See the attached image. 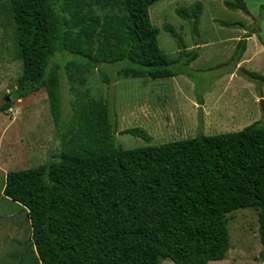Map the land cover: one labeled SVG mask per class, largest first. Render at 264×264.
<instances>
[{
  "label": "trees",
  "instance_id": "1",
  "mask_svg": "<svg viewBox=\"0 0 264 264\" xmlns=\"http://www.w3.org/2000/svg\"><path fill=\"white\" fill-rule=\"evenodd\" d=\"M8 1L21 61L14 97L45 88L57 131L60 83L51 62L58 53L71 56L76 70L97 68L107 83L101 65L123 78L158 79L176 75L172 64L198 56L179 40L175 59L159 48L149 17L158 0ZM200 13V3L189 12L177 9L194 32ZM249 36L238 40L236 61ZM242 75L264 85V75ZM10 107L8 101L0 110ZM73 119L78 140L56 160L5 175L2 193L27 210L29 246L40 264H158L163 258L208 264L225 258V216L239 208L255 209L264 250V124L125 149L116 142L106 100L81 103ZM121 132L145 137L138 128Z\"/></svg>",
  "mask_w": 264,
  "mask_h": 264
},
{
  "label": "rangeland",
  "instance_id": "2",
  "mask_svg": "<svg viewBox=\"0 0 264 264\" xmlns=\"http://www.w3.org/2000/svg\"><path fill=\"white\" fill-rule=\"evenodd\" d=\"M194 3L201 4L195 32L177 14V9L189 12ZM149 17L158 29V46L168 58H177L182 50L178 40L185 50L195 48L197 58L172 64L176 75L158 79L123 78L113 66L101 65L111 77L107 83L97 68L76 70V63L69 62L71 56L58 53L51 62L60 83L57 131L45 88L14 97L21 61L9 1L0 0V108L11 101L9 109L0 110V264H40L29 246L27 210L2 193L5 175L56 160L69 143L77 141L73 117L81 103L107 101L116 142L125 149L264 124V85L242 75L244 70L264 75V0H158L150 5ZM245 34L250 36L236 61V44ZM126 128L141 129L145 137L122 133ZM225 217L230 247L224 259L208 264H262L255 209L239 208ZM158 264L174 263L163 258Z\"/></svg>",
  "mask_w": 264,
  "mask_h": 264
},
{
  "label": "water",
  "instance_id": "3",
  "mask_svg": "<svg viewBox=\"0 0 264 264\" xmlns=\"http://www.w3.org/2000/svg\"><path fill=\"white\" fill-rule=\"evenodd\" d=\"M9 100L8 97H6V101ZM262 108H263V115H264V102L261 100ZM264 264V257H263V263Z\"/></svg>",
  "mask_w": 264,
  "mask_h": 264
}]
</instances>
